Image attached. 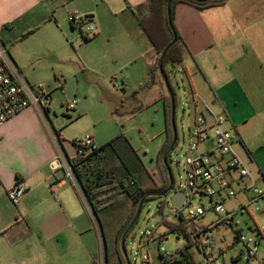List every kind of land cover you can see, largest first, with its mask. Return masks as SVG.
I'll return each mask as SVG.
<instances>
[{"label":"crops","instance_id":"1","mask_svg":"<svg viewBox=\"0 0 264 264\" xmlns=\"http://www.w3.org/2000/svg\"><path fill=\"white\" fill-rule=\"evenodd\" d=\"M90 1L0 0V49L5 50V58L29 82H42L46 74L37 70V62L56 51L53 45L57 42L66 51L73 46L72 39H78L77 27L71 25L68 15L77 10L94 20L96 7ZM101 1L111 15L130 9L135 23L131 27L124 22L121 29L107 32L105 43L120 37L137 50L135 56L145 60L154 50L137 25L144 0ZM172 21L184 44L181 62L194 67L206 89L205 98L212 102V107L204 103L205 108L199 109L194 99L195 110L226 116L225 126L235 135L233 144L237 145L232 149L248 170L245 181L258 187L260 182L264 187V0H225L204 8L179 1ZM5 24L8 26L3 28ZM41 26L45 30L36 37ZM85 37L89 36L85 33ZM148 61L153 62V56ZM189 84L191 93L198 97L194 85ZM58 119L50 106L48 110L29 106L0 122V264L97 261L82 235L83 211L91 212L75 182L67 177L55 179L51 168L53 159L75 154L63 143ZM16 181L23 184L24 191L14 205L7 191ZM243 195L248 205L250 193ZM259 201H264V196ZM226 210L232 213L231 218L222 221H232L238 212L246 211L245 201L228 205ZM260 210L259 216L264 214ZM251 222L245 224L261 231L257 238L259 248L264 249L262 225L252 215ZM240 255L241 251L236 259ZM252 259L256 263V253L248 260Z\"/></svg>","mask_w":264,"mask_h":264},{"label":"rangeland","instance_id":"2","mask_svg":"<svg viewBox=\"0 0 264 264\" xmlns=\"http://www.w3.org/2000/svg\"><path fill=\"white\" fill-rule=\"evenodd\" d=\"M90 3L94 8L96 7L94 20L91 21L95 33L89 36V40H84L86 25L81 28L83 34H80L78 27L74 28L78 39H72L73 46L68 47L66 51V47L62 49L60 43H55L53 47L57 50L43 56L36 67L38 66V71L47 75L40 83L50 92V109H54L59 118L61 138L65 145L71 146L74 150L72 141L84 138L86 135L92 136L98 146L113 140L112 146L100 151L98 155H93L87 161L85 168L89 177L88 182L102 183L99 192L101 210L97 218L85 209L81 217V226L83 239L86 236L97 264H105V250L108 253L109 264H117L114 238L116 239L120 230L127 229L136 211L124 189L113 190L108 185L118 179H123L126 184L125 164L133 171L136 180L144 186L151 184L152 181L158 186L166 182L163 174L168 179L167 167L160 152L170 130L167 126L166 114L169 107L171 123V99L159 65L156 66L154 60L148 61V58L154 56L153 51L144 60L135 56L137 50L120 37H114L110 42L105 43L104 37L108 35L107 32L121 29L124 22L130 23L131 27L134 26L131 10L127 8L118 15H111L103 1L92 0ZM44 30L41 26L36 32V37L41 36ZM147 46L150 45L147 43ZM184 65H187V68ZM165 70L176 99L174 116L177 143L167 157L174 186L166 196L160 195L165 190L162 189L154 195L155 197L145 199L136 222L126 231L124 246L130 264H147L142 260V255L145 253L149 255L150 264H158L161 253L159 245L170 253L183 247L184 236L178 233L166 234L167 228L164 223V220L178 221V217L173 213L174 207L169 202V197L175 190H183L189 195L190 202L184 206L185 208H195L198 204L207 206L209 203L206 197L192 195L186 187L184 159L189 154L192 119L199 113V110H195L189 83L191 82L196 88L198 97L195 99L199 109L205 108L204 103L212 107V102L205 98L207 93L200 75L185 60L173 64L167 63ZM69 103L73 104L74 109H67ZM232 147L237 148V145L233 144ZM72 177L71 179L67 176L70 180H74L83 196L80 181L74 173ZM69 179H67L68 183ZM257 184L261 186L260 182ZM83 198L85 200L84 196ZM239 200L245 201L246 211L238 212L232 221H222L214 226L212 229V234L215 236L214 247L207 246L204 252L195 244L190 247L198 264H214V262L215 264H263L264 249L262 248L256 251V263L253 259L252 261L244 259L242 254L236 259L237 254L245 250V245L235 239V232L241 229L245 237L258 236L254 226L249 228L245 224L251 222V215L258 219L259 226L262 225L261 230L264 231V214L259 216L260 209L252 211L243 194L223 205L227 208L228 205H235ZM258 204L264 211V201H259ZM87 207L89 209L88 204ZM218 216L223 217V213L207 212L194 221V225H206L217 220ZM99 226L102 230L101 236ZM146 229L152 230V234H143ZM121 236L118 250L126 264L121 250ZM159 238L162 240L159 241ZM261 243H264V238H261ZM17 262L20 263V260Z\"/></svg>","mask_w":264,"mask_h":264},{"label":"built area","instance_id":"3","mask_svg":"<svg viewBox=\"0 0 264 264\" xmlns=\"http://www.w3.org/2000/svg\"><path fill=\"white\" fill-rule=\"evenodd\" d=\"M71 25L81 29L86 25V35L94 33L91 17L77 10L68 15ZM193 100L196 98L192 94ZM51 103L50 92L41 83H31L25 79L21 72L5 58V50L0 49V122H4L29 106H36L41 110H48ZM69 103L67 109H72ZM226 116L208 112L194 115L189 132L188 152L184 159L186 187L192 195H199L208 199V205L198 204L195 208L184 206L190 202L189 195L179 207H174V215L178 220H184L191 231L190 235L200 251L204 252L207 246H215V236L212 234L214 224L231 218L232 213L227 211L224 203L239 194L250 193L249 203L252 211L260 209L258 200L264 196V187H258L252 181H245L248 170L242 160L234 153L232 146L235 135L225 126ZM75 154L73 157L85 158L98 146L90 135L72 141ZM72 157V158H73ZM71 158H55L51 168L55 179L72 177ZM74 181V180H73ZM24 191L21 182L15 184L7 191V197L14 205ZM207 212L223 213V217L206 225L196 226L194 221L200 219ZM143 234L151 235L152 230L146 229ZM257 235H261L260 230ZM185 238V237H184ZM237 238L245 245L241 251L246 260L255 255L260 247V238L247 236L237 232ZM162 238H159L161 241ZM186 241V239H185ZM158 264H168L177 252L170 253L159 245ZM143 262L149 263V255H142ZM210 264V263H208ZM215 264V262H214Z\"/></svg>","mask_w":264,"mask_h":264},{"label":"trees","instance_id":"4","mask_svg":"<svg viewBox=\"0 0 264 264\" xmlns=\"http://www.w3.org/2000/svg\"><path fill=\"white\" fill-rule=\"evenodd\" d=\"M179 1L192 4L198 8H204L207 6L222 3L225 0H171L170 1L171 20L173 19L175 5ZM141 8L143 12L138 17L137 20L138 26L142 30V32L146 35L147 39L149 40V42L153 47L154 50L153 60L156 66L159 65L161 55L163 52H165L161 60V67L163 69L164 74L168 78V75L165 70V65L167 63H172V64L178 63L183 60L184 57L183 41L176 27L174 26L173 21H172V27L168 24L167 10H166L167 0H144L143 4L141 5ZM6 26H8V24H5L3 28H5ZM174 35L177 37V39L173 44H170L171 41L173 40ZM85 39L88 40L89 37H85ZM172 92H173V99L175 106L176 99H175V92L173 89ZM166 121H167V126L170 130L168 133L167 141L163 146V148L161 149L160 155L165 154L172 140V128L170 123L169 107L167 109ZM176 143H177V139L175 144ZM112 145H113V140H109L106 143H104L102 146L97 147L92 153L88 154L85 158L73 157L69 160L72 166V172L75 174L76 178L80 181V189L89 206V210L92 213V215L94 217L96 216L97 218H99V212L101 210V194L99 192H100V188L102 187L100 186L102 185V183L94 182V184H92L91 182H88L89 177H87V172L85 167L87 165V161L91 159L93 155L100 154V151H104L107 149V147ZM168 155L169 153L166 155V163H167ZM125 167L127 168L125 173L126 174L125 177L127 178L126 184L123 179H118L116 182H111L108 186L109 188L118 191L124 189L126 191L128 199L135 208V211L139 201L142 198H144L145 200L155 197L154 195L158 193V191L165 189L168 186V179L165 174L163 175L165 176L166 182L163 183L161 186H158L155 181L154 182L152 181L151 184L144 186L143 184L139 183L138 180H136L137 178L134 175L133 171H131L130 168L126 166V164ZM164 223L167 228L166 234L178 233V234H182L186 239L183 247L179 248L176 251L177 252L176 256L170 259L168 261V264H198L194 259L193 254L190 251V247L194 244V242L190 235L191 231L189 230L188 225L185 223V221L178 220L177 222H172V221L164 220ZM99 229L101 236L102 230L100 226ZM123 230L125 229L123 228L122 230H120L116 235V239L114 238V248L118 256L117 264H125L124 260L121 259L118 250L119 237L124 232ZM104 262L105 264H109L108 253L106 252V250L104 251ZM91 264H97V262L93 261L91 262Z\"/></svg>","mask_w":264,"mask_h":264},{"label":"water","instance_id":"5","mask_svg":"<svg viewBox=\"0 0 264 264\" xmlns=\"http://www.w3.org/2000/svg\"><path fill=\"white\" fill-rule=\"evenodd\" d=\"M170 1L171 0H167V9L166 10H167L168 24L172 27ZM176 39H177V37L174 35L173 40L171 41L170 44H173L176 41ZM164 53L165 52L162 53L161 58H160L159 69H160L161 73L163 74L164 82H165V84H166V86H167V88L169 90V94H170V99H171V128H172V140H171V143H170L167 151L163 155V160L166 163V155L171 151V149L173 148V146H174V144L176 142L177 130H176V126H175V116H174L175 106H174L173 92H172V89H171V87H170V85L168 83L167 77L164 74L163 69L161 67V60H162V58L164 56ZM166 167H167L169 185L163 192H161V194H160L161 196H166L173 189L172 173H171V170H170L169 166L167 165V163H166ZM186 197H187V195H186V193L183 190H175L171 194V196L169 197V202H170V204L173 207H179L183 203V201L186 199ZM143 202H144V198H142L139 201V203L137 205V208H136V212H135L130 224L128 225L127 229L122 234L121 239H120L121 250H122V253H123V255H124L125 259H126V264H130V261L127 258L126 251H125V246H124L125 234H126V231L131 228V226L134 224V222L138 218L139 213H140L141 208H142Z\"/></svg>","mask_w":264,"mask_h":264},{"label":"flooded vegetation","instance_id":"6","mask_svg":"<svg viewBox=\"0 0 264 264\" xmlns=\"http://www.w3.org/2000/svg\"><path fill=\"white\" fill-rule=\"evenodd\" d=\"M168 185H169V181H168ZM173 186H174V181H173ZM167 187H168V186H167ZM167 187H166V188H167ZM166 188H165V189H166Z\"/></svg>","mask_w":264,"mask_h":264}]
</instances>
